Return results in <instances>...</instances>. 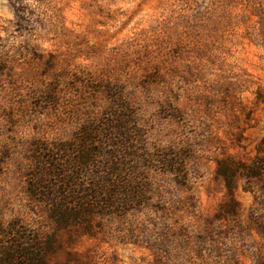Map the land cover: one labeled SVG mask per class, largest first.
Masks as SVG:
<instances>
[{"label": "rangeland", "instance_id": "374dc122", "mask_svg": "<svg viewBox=\"0 0 264 264\" xmlns=\"http://www.w3.org/2000/svg\"><path fill=\"white\" fill-rule=\"evenodd\" d=\"M81 71L123 82L149 141L189 148L188 178L159 173L152 204L59 231L48 264H264V0H0V221L48 225L32 144L74 127L64 77ZM230 159L261 172L229 190Z\"/></svg>", "mask_w": 264, "mask_h": 264}, {"label": "trees", "instance_id": "16d2710c", "mask_svg": "<svg viewBox=\"0 0 264 264\" xmlns=\"http://www.w3.org/2000/svg\"><path fill=\"white\" fill-rule=\"evenodd\" d=\"M64 78L72 90L67 97L78 98L65 107L72 110L68 125L74 127L34 140L25 177L26 190L42 205L48 225L21 217L0 221V264H48L59 231L90 230L97 219L152 204L159 173L187 183L189 148L152 144L123 82L83 71ZM59 97L60 90L49 87L41 103L49 111L59 105ZM84 106L85 117L77 118ZM217 163L229 190L236 172L247 177L261 172L256 160Z\"/></svg>", "mask_w": 264, "mask_h": 264}]
</instances>
